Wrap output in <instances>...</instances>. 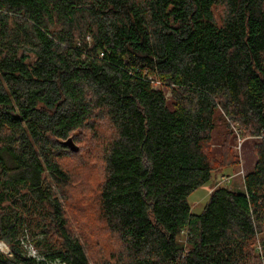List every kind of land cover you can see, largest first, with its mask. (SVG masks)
Masks as SVG:
<instances>
[{"label": "trees", "instance_id": "obj_1", "mask_svg": "<svg viewBox=\"0 0 264 264\" xmlns=\"http://www.w3.org/2000/svg\"><path fill=\"white\" fill-rule=\"evenodd\" d=\"M263 224L264 0H0V264H261Z\"/></svg>", "mask_w": 264, "mask_h": 264}, {"label": "rangeland", "instance_id": "obj_2", "mask_svg": "<svg viewBox=\"0 0 264 264\" xmlns=\"http://www.w3.org/2000/svg\"><path fill=\"white\" fill-rule=\"evenodd\" d=\"M161 90L164 92L167 101H169L170 96H171L170 91L166 90L165 88L164 89L161 88ZM214 139L219 140V135L216 134V137ZM216 140L214 141L216 142ZM83 143H84V140H82L81 144L79 145H82ZM251 143H252L251 140H248L246 143H243V141L240 140L239 136L236 134V141L232 145L231 151H232V154L238 159L239 164L237 166H232V167L225 168L222 170H218L217 172H214L212 174V177L209 183L197 189L195 192H193L188 197V203L190 204L192 213L198 214L201 211L209 195L216 188L225 187L231 190H237V191L243 190V178L245 174L247 173V171H249L252 168V165L255 162V154L251 146ZM78 152H79V147H78ZM78 152L76 153L72 152V153L76 155ZM77 158L78 156H74L73 159L71 160L75 161ZM71 160L69 161L67 160L66 162L67 166L73 168V170H78L74 172L78 175L84 174L83 178H86L87 176L90 177L92 174L97 173L96 164L91 163L92 165H89V166L80 165L78 167H74L76 161L74 162V165H73V162ZM82 189H85V188L81 187V189H78L80 193H83ZM75 196H76L75 199H78L79 196L81 197V195H78V194ZM89 204L91 206L90 210L93 211L92 204L91 203ZM64 210H65V215L69 222V225L75 234L78 235L80 232H82L86 235L88 232L86 230L87 227L92 226V229L94 228L95 223H94V218L92 217V215H90V217L89 216L86 217L82 215L83 213L80 212L81 210H77L76 208H74L72 204L66 205ZM262 229L264 233V224H263ZM183 238L184 237H182V240ZM94 240L95 239H93V241ZM24 244H25V248L29 249V252L31 249L37 252V249L35 248V246L31 242V239L28 236H26V241ZM258 246L259 244L256 243L255 245L256 252L257 254H260V251L258 250ZM6 248H7V251H9L8 246L0 241V253L7 254V252L4 251ZM92 256L93 255L89 254V258L91 261H92V258H91ZM93 257L95 258V256ZM261 264H264V260L261 261Z\"/></svg>", "mask_w": 264, "mask_h": 264}, {"label": "water", "instance_id": "obj_3", "mask_svg": "<svg viewBox=\"0 0 264 264\" xmlns=\"http://www.w3.org/2000/svg\"><path fill=\"white\" fill-rule=\"evenodd\" d=\"M62 145L65 146L71 152H74V153L78 152V147L75 145V143L73 142L72 138H68L67 140L62 142ZM8 252L9 251H7V253Z\"/></svg>", "mask_w": 264, "mask_h": 264}, {"label": "built area", "instance_id": "obj_4", "mask_svg": "<svg viewBox=\"0 0 264 264\" xmlns=\"http://www.w3.org/2000/svg\"><path fill=\"white\" fill-rule=\"evenodd\" d=\"M149 81L152 83V85L154 87H156V88L159 87V83H157L156 81L152 80L151 78L149 79ZM258 250L260 251V247L259 246H258ZM30 253H31L32 256L36 255V252L33 249L30 250Z\"/></svg>", "mask_w": 264, "mask_h": 264}, {"label": "bare ground", "instance_id": "obj_5", "mask_svg": "<svg viewBox=\"0 0 264 264\" xmlns=\"http://www.w3.org/2000/svg\"><path fill=\"white\" fill-rule=\"evenodd\" d=\"M4 251H6V249Z\"/></svg>", "mask_w": 264, "mask_h": 264}]
</instances>
